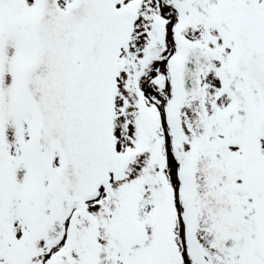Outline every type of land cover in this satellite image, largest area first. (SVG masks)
<instances>
[{"label":"snow or ice","instance_id":"1","mask_svg":"<svg viewBox=\"0 0 264 264\" xmlns=\"http://www.w3.org/2000/svg\"><path fill=\"white\" fill-rule=\"evenodd\" d=\"M0 264H264V0H0Z\"/></svg>","mask_w":264,"mask_h":264}]
</instances>
